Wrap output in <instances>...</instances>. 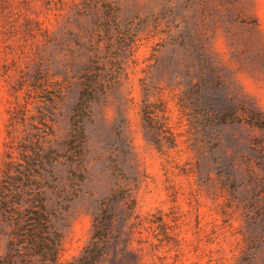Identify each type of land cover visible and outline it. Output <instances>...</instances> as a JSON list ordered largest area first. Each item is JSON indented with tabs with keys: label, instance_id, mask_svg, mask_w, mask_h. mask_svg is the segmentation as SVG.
<instances>
[{
	"label": "rangeland",
	"instance_id": "rangeland-1",
	"mask_svg": "<svg viewBox=\"0 0 264 264\" xmlns=\"http://www.w3.org/2000/svg\"><path fill=\"white\" fill-rule=\"evenodd\" d=\"M0 264H264V0H0Z\"/></svg>",
	"mask_w": 264,
	"mask_h": 264
}]
</instances>
